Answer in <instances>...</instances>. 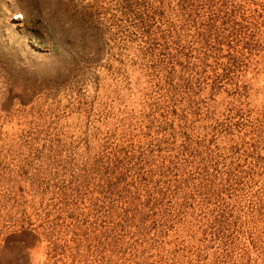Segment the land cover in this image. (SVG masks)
<instances>
[{"label":"rangeland","instance_id":"1","mask_svg":"<svg viewBox=\"0 0 264 264\" xmlns=\"http://www.w3.org/2000/svg\"><path fill=\"white\" fill-rule=\"evenodd\" d=\"M262 1L244 0L250 52L230 79L212 82L224 57H209L202 72L184 49L158 68L118 0H0V264H264V202L254 193L264 184ZM175 3L159 6L155 34L178 22ZM151 119L176 132L155 154L204 158L215 182L229 166L245 170V184L223 188L237 212L227 247L198 221L203 204L167 218L158 234L148 228L144 246L123 252L135 236L117 232L103 242V154L135 150ZM182 141L200 155L180 152Z\"/></svg>","mask_w":264,"mask_h":264},{"label":"trees","instance_id":"2","mask_svg":"<svg viewBox=\"0 0 264 264\" xmlns=\"http://www.w3.org/2000/svg\"><path fill=\"white\" fill-rule=\"evenodd\" d=\"M175 1L179 20L178 22L171 21L173 27L160 29L159 34L151 31L149 24L155 15L163 13V10L159 11L163 0H118V4L120 11L132 17L141 33L146 35L145 51L157 56L156 66L158 68L167 55L170 58H180L182 50H195L196 56L194 57L197 63H193L194 68L200 67V70L205 72L209 57H212L213 61L214 58L216 60L224 57V60L216 61L218 70L208 77L212 82L218 78L230 79L232 73L240 67L244 53L250 52L248 48L253 43L252 34L248 30L251 16L244 14V0ZM260 6L264 9V0ZM252 11L256 9L253 8ZM166 37L172 38L167 40ZM158 39L162 41L158 42ZM185 64L187 66V63ZM197 71L195 74L198 73ZM170 75L169 70L166 80ZM167 83L172 87L178 86L168 81ZM155 121L151 119L153 124L148 125L143 132L148 139L136 146L135 150L122 146L113 154H103L101 177L103 242L117 238L115 235L117 232V234L127 233L131 237L135 236L133 242H128V246L123 247V252L137 242L138 246H144L142 240L147 238L145 235L148 232L145 231L148 228L157 231L156 234H158L160 230L158 232L156 229L163 226L167 218L170 219L175 214L184 216L188 214L187 209L194 212L195 206L201 207L200 204H203L205 215L198 221L207 229L208 234L212 236L216 234V240L225 238L224 244L227 247L226 241L231 240L230 233L232 232L228 235L224 234V229H229L230 218L237 217V212L233 214L235 208L232 209V204H230V198L234 199L235 195L225 197L223 188L226 185L236 190V186L245 184L239 180V175L244 176L245 170L238 169L239 165L229 166L224 174L226 182H215L216 176L205 165L204 158H196L200 155V151L189 149L186 132L182 134L186 137V141H182L178 147L181 148L180 152L189 149L188 155L196 159L189 160L186 164L175 162L166 155L162 156L160 152L155 154L154 152L163 150L162 145L167 143L168 139L174 141L176 136L170 122ZM206 152L207 155L210 153L212 156L210 150ZM155 157L160 158L159 163L153 162ZM257 158H259L258 155L251 156V161ZM192 162L195 164H190ZM254 193L261 206L264 202V184ZM249 236L252 238L251 235ZM252 241L253 239L250 240ZM133 254L130 260L136 261L134 259L140 256ZM244 264H249V262L246 261Z\"/></svg>","mask_w":264,"mask_h":264}]
</instances>
